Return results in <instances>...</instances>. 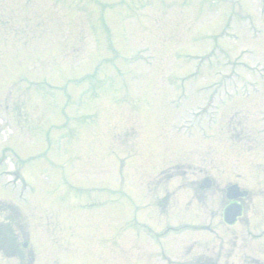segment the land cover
Listing matches in <instances>:
<instances>
[{
	"label": "rangeland",
	"instance_id": "1",
	"mask_svg": "<svg viewBox=\"0 0 264 264\" xmlns=\"http://www.w3.org/2000/svg\"><path fill=\"white\" fill-rule=\"evenodd\" d=\"M8 233L0 264H264V0H0Z\"/></svg>",
	"mask_w": 264,
	"mask_h": 264
},
{
	"label": "water",
	"instance_id": "2",
	"mask_svg": "<svg viewBox=\"0 0 264 264\" xmlns=\"http://www.w3.org/2000/svg\"><path fill=\"white\" fill-rule=\"evenodd\" d=\"M210 185V182L208 180H205L204 183L201 185V188L208 187ZM246 191H240L237 185H231L227 188L226 195L229 199H234L238 197H242L246 195ZM240 206L233 204L228 206L225 209L224 212V219L226 223H233L235 221V218L239 215L240 213Z\"/></svg>",
	"mask_w": 264,
	"mask_h": 264
},
{
	"label": "trees",
	"instance_id": "3",
	"mask_svg": "<svg viewBox=\"0 0 264 264\" xmlns=\"http://www.w3.org/2000/svg\"><path fill=\"white\" fill-rule=\"evenodd\" d=\"M14 247L15 243L13 240H10L9 242L7 241V244H5L4 241H1L0 249H8L9 251H11L12 249H14Z\"/></svg>",
	"mask_w": 264,
	"mask_h": 264
},
{
	"label": "flooded vegetation",
	"instance_id": "4",
	"mask_svg": "<svg viewBox=\"0 0 264 264\" xmlns=\"http://www.w3.org/2000/svg\"><path fill=\"white\" fill-rule=\"evenodd\" d=\"M245 199H240V200H237L241 203V206H242V213H243V210H244V201ZM229 203V201H226V202H223L222 206L223 208ZM248 223V222H247Z\"/></svg>",
	"mask_w": 264,
	"mask_h": 264
}]
</instances>
